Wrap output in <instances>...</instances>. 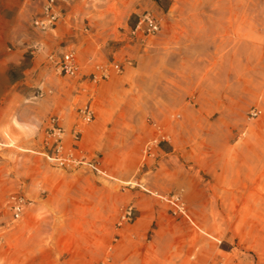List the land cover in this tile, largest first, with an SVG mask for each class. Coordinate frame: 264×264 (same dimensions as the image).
Segmentation results:
<instances>
[{
    "label": "rangeland",
    "instance_id": "374dc122",
    "mask_svg": "<svg viewBox=\"0 0 264 264\" xmlns=\"http://www.w3.org/2000/svg\"><path fill=\"white\" fill-rule=\"evenodd\" d=\"M44 1L0 0V264H123L127 254L138 264H264V0H72L78 48L61 36L62 18L48 31L33 25ZM147 10L160 32L132 39L129 27ZM66 48L78 52L76 77L57 74L48 59ZM97 61L123 70L95 83ZM157 67L186 77L182 101L158 113L142 102L153 82L140 78ZM127 86L138 90L143 128L124 141L106 127L89 136L99 117L127 119L118 116L123 103L99 106L103 90ZM14 90L28 124L8 101ZM39 99L47 103L41 125L33 120ZM91 102L96 118L76 140L77 109ZM54 116L66 149L99 159L107 176L48 157ZM174 192L194 223L159 196ZM13 195L26 201L19 217Z\"/></svg>",
    "mask_w": 264,
    "mask_h": 264
},
{
    "label": "built area",
    "instance_id": "2783aa9c",
    "mask_svg": "<svg viewBox=\"0 0 264 264\" xmlns=\"http://www.w3.org/2000/svg\"><path fill=\"white\" fill-rule=\"evenodd\" d=\"M71 1L72 0H45L41 12L33 20V25L41 31L55 29L61 18L65 15V11L71 4ZM160 30L161 22L159 18L152 11L147 10L139 14L134 25L129 27V35L132 39L147 41L151 36L159 33ZM48 59L54 64L57 74L76 77L82 71V65L74 48H66L59 54L50 53L48 54ZM90 69L89 77L93 82L98 83L110 78L114 72H121L123 70V64L118 61H97L90 65ZM260 113L261 109L258 106L253 107L249 111L252 118L259 116ZM95 118L96 110L92 102L80 106L77 109V123L72 132L74 139H79L82 125L90 123L95 120ZM50 128L52 129L50 135L54 137V149L52 154L48 155L50 159L57 161L59 165H64L68 162L86 165L90 170L100 175H108L107 170L99 159L86 160L83 157H77L73 151H68L66 149L65 143L68 133L58 116L52 117ZM153 142H157V138L153 139ZM4 145L5 143L0 138V148ZM150 147L151 145H148L147 148L150 149ZM159 196L171 205L174 213H179L188 218L191 223H194L180 192L164 195L160 194ZM25 205L26 201L23 196H12V208L16 217L22 214ZM125 217L126 214H123L122 218L124 219Z\"/></svg>",
    "mask_w": 264,
    "mask_h": 264
},
{
    "label": "crops",
    "instance_id": "0c3cea01",
    "mask_svg": "<svg viewBox=\"0 0 264 264\" xmlns=\"http://www.w3.org/2000/svg\"><path fill=\"white\" fill-rule=\"evenodd\" d=\"M93 0H90L92 2ZM220 15L227 14L223 9H219ZM69 17V24L66 23V18ZM62 22L57 27L60 30V34L63 38H67L68 41H74V45L76 48L80 45L79 40L77 39L79 31L75 27V21H76V11H74V8L69 9L65 12V15L62 17ZM86 47L91 50L90 59H93L95 57L96 53V46L97 43H95L92 40H89L86 42ZM99 45V44H98ZM76 50V49H75ZM77 52V50H76ZM78 54V52H77ZM127 70L124 68V72ZM169 70H172L171 68H165V67H157L156 71L158 72V75H140V78H148L153 82V85L149 90H147L146 95L151 96L150 98L142 100V102H145L147 106H150L153 108V110L158 113L160 108L162 107H169L175 102L182 101V97L185 94V75H165V72H169ZM174 70V69H173ZM123 76V75H121ZM133 80L138 82V75H132ZM18 94L19 92L17 90H14L12 92L11 97L8 99V101L13 100L14 103V114L18 118L19 122L24 125L28 124L29 121H31L30 116L26 115V107H23L21 109L18 104ZM138 90H132L129 88V86L121 88V87H111L110 89L103 90L101 95H99V106L102 108H108L111 103L120 104L123 103L122 107L124 110L119 115H126L127 119H115L110 122H105L104 118L99 117L96 119L93 125L88 129V135L94 138L95 140L98 139V137L101 135L107 134L103 131V128L106 127L108 130V137H113L117 140L124 141L127 137H132L134 134L138 133V128H143L141 122L138 119ZM154 97V98H152ZM118 98V99H115ZM56 97L51 96L50 101L48 104L50 106H54L56 104ZM46 102L43 99H39L33 106H35L34 110V122H36L38 125H41L44 118V112L46 110ZM62 108L60 110L62 112H66L67 114L70 113V106L64 107V105H61ZM142 126V127H141ZM133 128V130H129V128ZM104 132V133H103ZM123 264H138V258L135 257L133 254H127L124 256V260L122 262Z\"/></svg>",
    "mask_w": 264,
    "mask_h": 264
}]
</instances>
